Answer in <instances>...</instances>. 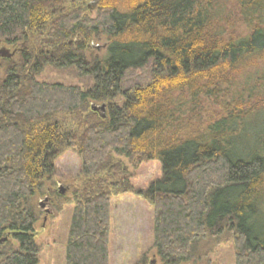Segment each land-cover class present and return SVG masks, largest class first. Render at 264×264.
<instances>
[{
	"label": "trees",
	"instance_id": "16d2710c",
	"mask_svg": "<svg viewBox=\"0 0 264 264\" xmlns=\"http://www.w3.org/2000/svg\"><path fill=\"white\" fill-rule=\"evenodd\" d=\"M84 1L0 0V264H38L33 200H64L54 163L68 149L81 167L64 264H109L110 202L125 194L153 209L159 264H197L225 236L234 264H264V0H94L93 18ZM46 67L87 84L37 81ZM112 154L161 176L136 190Z\"/></svg>",
	"mask_w": 264,
	"mask_h": 264
},
{
	"label": "rangeland",
	"instance_id": "374dc122",
	"mask_svg": "<svg viewBox=\"0 0 264 264\" xmlns=\"http://www.w3.org/2000/svg\"><path fill=\"white\" fill-rule=\"evenodd\" d=\"M85 14L93 18L96 14V2L84 1L80 4ZM106 42H92L88 52L100 57L106 49ZM2 46H0L1 48ZM11 61L17 60L18 48H7ZM2 58L0 57V78H3ZM36 80L44 83H59L65 86L84 88L87 80L77 75L73 70L55 71L46 67ZM100 107V105H96ZM76 117L67 119L66 129H76ZM74 122V123H73ZM69 125V127H68ZM112 158L120 163L125 171L131 173V184L134 189L144 190L148 184L161 176L160 164L157 161L143 163L135 167L125 159L112 154ZM54 189L64 200L53 201L48 193L33 200L37 212V222L34 225V243L39 249L38 264H64L65 246L70 218L73 210L71 193L76 187L81 161L71 149L65 150L55 163ZM67 201V202H65ZM59 204L57 211L54 205ZM110 207V237L108 243L109 264H159L152 248L153 209L145 201L135 195H118L111 199ZM10 247L17 244L8 238ZM8 247V246H6ZM234 244L229 236L220 241L203 242L200 260L197 264H234ZM143 259L144 262H141Z\"/></svg>",
	"mask_w": 264,
	"mask_h": 264
},
{
	"label": "water",
	"instance_id": "95a60500",
	"mask_svg": "<svg viewBox=\"0 0 264 264\" xmlns=\"http://www.w3.org/2000/svg\"><path fill=\"white\" fill-rule=\"evenodd\" d=\"M7 55V53L3 50H0V57H5ZM104 107L100 108V111H103ZM97 108H93V111H96Z\"/></svg>",
	"mask_w": 264,
	"mask_h": 264
}]
</instances>
